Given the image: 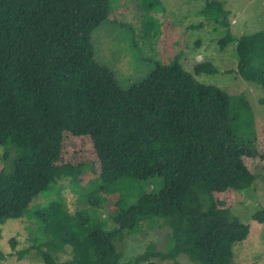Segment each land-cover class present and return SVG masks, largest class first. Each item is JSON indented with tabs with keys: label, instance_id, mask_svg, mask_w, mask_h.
<instances>
[{
	"label": "trees",
	"instance_id": "trees-1",
	"mask_svg": "<svg viewBox=\"0 0 264 264\" xmlns=\"http://www.w3.org/2000/svg\"><path fill=\"white\" fill-rule=\"evenodd\" d=\"M134 2L139 29L123 22L137 44L132 38L122 48L133 54L138 40L143 46L148 28H154L150 15L158 0ZM120 5L118 0H0V147L9 148L2 161L14 151L11 170L0 172V226L26 220L27 239L42 264H156L152 258L176 262L179 255L191 264H234L233 247L247 238L248 227L215 196L251 189L257 177L244 159L264 161L252 128L241 135L249 104L243 94L197 82L193 74H209L214 67L205 61L192 67L186 57L191 74L180 62L184 55L153 62L145 77L120 84L114 71L97 61L92 41ZM224 13L214 0H205L201 11L216 23ZM113 33L99 31L95 40ZM232 40L227 30L218 47ZM199 44L197 38L192 46L199 50ZM235 51L234 74L264 91V31L240 37ZM70 136L89 138L95 167L61 160ZM86 172L95 176V191L79 200L90 210L71 214L56 201L30 210L39 194L62 179L83 185ZM155 180L161 187L149 191L144 184ZM107 207L111 228L97 216ZM252 219L264 223V210ZM158 222L170 230L164 248L157 251L151 243L142 255L121 261L122 241ZM66 248L68 257L59 261ZM27 251L16 255L21 259Z\"/></svg>",
	"mask_w": 264,
	"mask_h": 264
},
{
	"label": "rangeland",
	"instance_id": "rangeland-1",
	"mask_svg": "<svg viewBox=\"0 0 264 264\" xmlns=\"http://www.w3.org/2000/svg\"><path fill=\"white\" fill-rule=\"evenodd\" d=\"M118 1L121 4L120 7H117L112 13L113 15L108 17L109 21L114 20L115 17V21L104 22L92 35L97 61L111 68L117 81L124 86L149 74L153 62L166 63L168 59H172L173 55L185 56H181L180 62L183 69L191 74L192 69H189L186 57L191 60L192 67L197 62H210L214 71L209 74L201 73L198 76L193 74L195 80L203 85L217 86L229 95L243 94L245 96L250 110L247 121H242L241 135L251 134L247 130L252 128V132L256 134L258 154H264V91L233 72L237 64L236 41L242 36H250L264 31V0H214L222 4V9L225 12L221 16V23L208 21L201 14L205 0H158L157 12L150 15L155 29L148 28L151 29L149 34L153 36L149 37V35L143 39V46L138 40L139 48H132L135 51L134 54L128 53L126 49L122 48L124 42L128 43L134 38L127 32L129 25L124 22H130L135 29H139V24L134 20L135 0ZM222 23H226V26ZM123 30L124 34L120 33ZM227 30L230 31L233 40L221 49L218 47V42L226 36ZM99 31H109V33L114 31V33L109 35V38L102 39L100 36L101 41L97 42L95 34L99 35ZM197 38H200L199 50L192 46ZM175 40L178 42L177 47L172 45ZM134 43L137 44L136 38H134ZM188 45L192 48L190 51L188 50L189 52L187 51V54L185 48ZM63 147L61 160L64 162L75 163L81 160L82 162L89 161L94 167L96 166V157L88 137H65ZM8 149L0 147V172L11 170L14 151L12 156L2 161L3 151H8ZM244 160L247 169L257 177L251 189L241 194L226 191L215 197L218 201L223 202L242 224L248 227L247 238L233 247V263L264 264V223H256L252 219L256 212L264 210V161L258 160V157ZM94 178V175L84 173L83 185L78 187L72 185L69 178L62 179L54 184L48 192L39 194L29 206L30 210L41 209L52 201L61 204L71 214L79 210H90L89 204L81 202L79 196L86 198L95 191L96 181ZM144 185L151 191L153 188L159 189L162 184L160 180H155L150 183L146 182ZM81 187L84 190L81 191L83 189ZM109 208L111 207L97 210V216L106 220L108 227L111 228L114 222L111 219ZM27 224L28 222L24 219H10L0 226V264H42L41 260L34 257L36 250L31 247V243L27 239ZM169 232V228L162 222H158L153 228L142 227L139 233L128 236L122 241L119 247L123 250L121 261L127 263L142 255L151 243L155 245L157 251L162 250L166 245ZM12 239L15 242L13 248L11 246ZM24 249L28 251L23 258H18L16 252ZM68 252L69 249L66 248L65 253H59V261L65 260L68 257ZM150 262L191 264L185 255H179L176 262L161 261L157 258H152Z\"/></svg>",
	"mask_w": 264,
	"mask_h": 264
}]
</instances>
